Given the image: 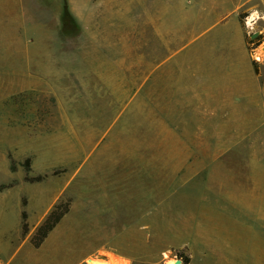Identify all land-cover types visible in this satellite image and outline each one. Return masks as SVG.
<instances>
[{"label": "rangeland", "instance_id": "rangeland-1", "mask_svg": "<svg viewBox=\"0 0 264 264\" xmlns=\"http://www.w3.org/2000/svg\"><path fill=\"white\" fill-rule=\"evenodd\" d=\"M209 1L0 0V264H264V2L256 91L202 107Z\"/></svg>", "mask_w": 264, "mask_h": 264}, {"label": "crops", "instance_id": "crops-1", "mask_svg": "<svg viewBox=\"0 0 264 264\" xmlns=\"http://www.w3.org/2000/svg\"><path fill=\"white\" fill-rule=\"evenodd\" d=\"M220 1L222 14H217L215 21L207 23L206 29L184 47L197 50L192 55L193 66L183 75L182 83L189 84L195 98L208 102L198 105L202 107L235 106L232 102L246 100L256 91L252 86L258 83L260 76L251 57L247 27L238 15L239 9L253 0H215L217 4ZM212 4L210 0V7ZM253 10L264 16V11L256 7ZM261 20L264 18L261 17L254 27H258ZM195 62L199 63L198 67ZM107 253L98 256L106 258ZM118 256L123 257L119 253Z\"/></svg>", "mask_w": 264, "mask_h": 264}, {"label": "bare ground", "instance_id": "bare-ground-1", "mask_svg": "<svg viewBox=\"0 0 264 264\" xmlns=\"http://www.w3.org/2000/svg\"><path fill=\"white\" fill-rule=\"evenodd\" d=\"M255 57L257 59H261V57H264V45L261 48L259 47L258 50H256ZM166 255L168 256L167 253ZM166 260H167L166 261L167 264H182V262H178L177 259L175 260L174 258L171 257H168V259ZM88 261L92 264H129L128 260L111 252L107 253L106 258H102L97 255V257H92Z\"/></svg>", "mask_w": 264, "mask_h": 264}, {"label": "trees", "instance_id": "trees-1", "mask_svg": "<svg viewBox=\"0 0 264 264\" xmlns=\"http://www.w3.org/2000/svg\"><path fill=\"white\" fill-rule=\"evenodd\" d=\"M66 15L67 14H66V11H65V16H64L65 19H66ZM254 66H255V69L258 70L257 62H254ZM24 217H25V213H24ZM52 217H53V214L51 213L49 215V217L47 218V220H46V222L47 223H50V224L47 225L46 222H45L46 226H42L41 227V230L43 231V233H42L43 234L42 235L43 237L40 240H38V241L35 242V244L37 246L40 245L43 242L44 237L47 236L48 232L53 228L54 224L58 221V219L52 220Z\"/></svg>", "mask_w": 264, "mask_h": 264}, {"label": "water", "instance_id": "water-1", "mask_svg": "<svg viewBox=\"0 0 264 264\" xmlns=\"http://www.w3.org/2000/svg\"><path fill=\"white\" fill-rule=\"evenodd\" d=\"M258 35V33H253V36H257ZM178 260V262H181V260L180 259H177Z\"/></svg>", "mask_w": 264, "mask_h": 264}]
</instances>
